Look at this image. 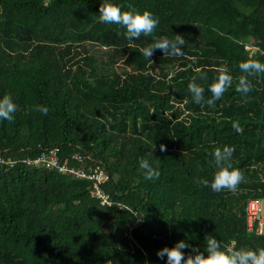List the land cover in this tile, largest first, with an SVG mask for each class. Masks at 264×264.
<instances>
[{
	"label": "trees",
	"instance_id": "16d2710c",
	"mask_svg": "<svg viewBox=\"0 0 264 264\" xmlns=\"http://www.w3.org/2000/svg\"><path fill=\"white\" fill-rule=\"evenodd\" d=\"M105 2L152 12L154 35L129 40L101 23ZM175 34L187 41L182 55L140 53ZM249 59L264 62V0H0V99L18 106L0 120V154L14 161L0 164V264H166L157 250L185 240L203 251L206 235L264 248L245 217L247 201L264 199V75L249 77L247 103L235 87ZM223 65L233 85L209 106ZM225 145L245 180L214 192L199 181H212L211 153ZM52 149L69 166L79 167L77 153L103 168L111 205L91 197L88 181L22 163ZM141 159L157 179H145Z\"/></svg>",
	"mask_w": 264,
	"mask_h": 264
},
{
	"label": "clouds",
	"instance_id": "9594fccd",
	"mask_svg": "<svg viewBox=\"0 0 264 264\" xmlns=\"http://www.w3.org/2000/svg\"><path fill=\"white\" fill-rule=\"evenodd\" d=\"M99 13L101 23L116 24L125 28L126 38L129 40H138L141 36H153L159 24V18L155 17L152 12L145 10L141 13L131 5H129L128 11H122L120 6L105 2L101 3ZM186 43L187 41L181 34H175L172 38L158 36L154 39V42L141 48L140 53L150 59L156 50L162 51L164 56L182 55V48ZM239 69L242 74L236 78L235 87L236 91L244 97V102L247 103L249 94L254 89L249 77L264 75V62L249 59L241 62ZM200 79H205V76L202 74ZM233 82L234 77L230 74L228 66H221L218 77L209 87L212 98L207 100V104L212 106L216 101L220 100L227 89L233 85ZM188 91L195 103L199 104L204 101L205 89L202 86L195 82L189 83ZM17 110L18 106L11 94H5L0 99V120L11 122ZM35 111L43 115L48 114V108L41 105H37ZM233 128L237 133H243V128L238 122L233 123ZM165 150V145L161 144L160 151ZM153 151H155L154 144L150 155H152ZM234 151V147L227 145L222 149L216 148L211 155L214 157V164L218 170L211 182L204 179L199 181V183L205 187H210L214 192H221L225 189L231 192L237 191L239 185L244 182L245 176L239 168L233 167L231 161ZM139 167L144 171L145 179H157L160 175L159 171L152 167L147 159H141ZM205 241L206 245L203 251L198 247H193L185 240H180L171 248L165 246L157 250L156 255L161 260L166 257V264H264V248L253 250L244 247L239 249L227 247L212 235H206ZM185 249L190 251L186 254ZM145 264H148V262H145Z\"/></svg>",
	"mask_w": 264,
	"mask_h": 264
},
{
	"label": "built area",
	"instance_id": "2783aa9c",
	"mask_svg": "<svg viewBox=\"0 0 264 264\" xmlns=\"http://www.w3.org/2000/svg\"><path fill=\"white\" fill-rule=\"evenodd\" d=\"M71 160L79 167L69 166L67 162L61 163L58 157V150L52 149L41 152L37 157L25 158L22 163L27 166L44 168L65 174L76 180H84L90 183V195L96 199L100 206L109 207L111 200L103 190V185L109 181V175L99 166H90L86 163L87 156L74 154ZM0 164L12 167L14 161L4 158L0 154ZM246 229L255 235L264 236V199H251L245 205Z\"/></svg>",
	"mask_w": 264,
	"mask_h": 264
},
{
	"label": "rangeland",
	"instance_id": "374dc122",
	"mask_svg": "<svg viewBox=\"0 0 264 264\" xmlns=\"http://www.w3.org/2000/svg\"><path fill=\"white\" fill-rule=\"evenodd\" d=\"M94 51H97L96 49H94ZM251 52V51H250Z\"/></svg>",
	"mask_w": 264,
	"mask_h": 264
}]
</instances>
